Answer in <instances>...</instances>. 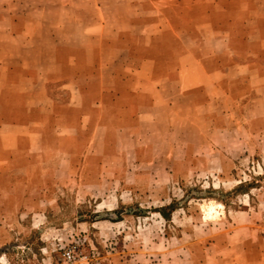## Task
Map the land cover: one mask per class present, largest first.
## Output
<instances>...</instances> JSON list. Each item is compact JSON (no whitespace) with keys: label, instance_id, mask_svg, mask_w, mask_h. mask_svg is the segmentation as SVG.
<instances>
[{"label":"rangeland","instance_id":"rangeland-1","mask_svg":"<svg viewBox=\"0 0 264 264\" xmlns=\"http://www.w3.org/2000/svg\"><path fill=\"white\" fill-rule=\"evenodd\" d=\"M5 4L0 264H65L67 249L223 264L214 245L244 212L264 240V39H246L245 4Z\"/></svg>","mask_w":264,"mask_h":264},{"label":"crops","instance_id":"crops-1","mask_svg":"<svg viewBox=\"0 0 264 264\" xmlns=\"http://www.w3.org/2000/svg\"><path fill=\"white\" fill-rule=\"evenodd\" d=\"M225 1L224 17L226 12H229L231 15L240 13L238 9L239 5L245 4L246 14L244 16H246L247 22L246 39H254V37L264 39V0ZM228 1H230L229 4ZM12 6L11 4L0 5V10L7 13L13 12L14 7ZM237 16L239 18L244 17L240 14ZM229 28L233 29L234 34L242 35V29L239 24H231ZM235 37L233 35V39H236ZM10 39H13V36ZM235 222L237 225L227 235L229 241L226 239L224 244L214 245L215 251L223 254L222 256L225 257L223 264H264V240L257 235V231L253 227L252 217L247 212H244L236 216Z\"/></svg>","mask_w":264,"mask_h":264},{"label":"built area","instance_id":"built-area-1","mask_svg":"<svg viewBox=\"0 0 264 264\" xmlns=\"http://www.w3.org/2000/svg\"><path fill=\"white\" fill-rule=\"evenodd\" d=\"M262 225H264V215H262ZM62 259L65 264H89L87 257H82L73 249H67L62 254Z\"/></svg>","mask_w":264,"mask_h":264}]
</instances>
